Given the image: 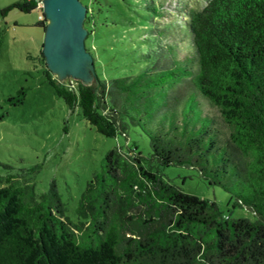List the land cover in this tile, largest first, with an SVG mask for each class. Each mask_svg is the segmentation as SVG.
I'll list each match as a JSON object with an SVG mask.
<instances>
[{"label": "trees", "instance_id": "obj_1", "mask_svg": "<svg viewBox=\"0 0 264 264\" xmlns=\"http://www.w3.org/2000/svg\"><path fill=\"white\" fill-rule=\"evenodd\" d=\"M203 1L179 24L154 29L167 42L134 74L95 73L84 85L58 81L44 63L70 111L78 108L106 137L138 127L150 154L108 150L80 195L76 221L54 180L37 193L31 178L0 174V264H264V0ZM38 2L17 0L1 13H28ZM147 9L165 16L160 3ZM91 21L87 9L83 26ZM36 25L44 29L43 13ZM24 97L21 88L11 99ZM170 164L196 169L253 218H232L182 191L160 172Z\"/></svg>", "mask_w": 264, "mask_h": 264}, {"label": "rangeland", "instance_id": "obj_2", "mask_svg": "<svg viewBox=\"0 0 264 264\" xmlns=\"http://www.w3.org/2000/svg\"><path fill=\"white\" fill-rule=\"evenodd\" d=\"M17 0H0V174H20L31 178L35 192L46 191L54 180L65 214L76 221L75 209L86 183L98 174L105 153L120 147H135L142 157L150 154L148 137L128 124L124 133L106 137L80 115L70 111L47 83L40 55L44 30L36 25L42 12L1 10ZM91 10L92 21L84 28L92 32L85 39L99 79L134 74L154 57V29L179 24L190 7L203 0H79ZM151 2L160 3L165 16H152ZM185 47L184 43H180ZM66 78L64 80H67ZM63 80V81H64ZM25 90L21 103L13 98ZM186 84L180 91H187ZM160 172L182 191L214 201L232 218L252 219L244 207H232L230 194L210 185L194 168L184 165L160 167Z\"/></svg>", "mask_w": 264, "mask_h": 264}, {"label": "water", "instance_id": "obj_3", "mask_svg": "<svg viewBox=\"0 0 264 264\" xmlns=\"http://www.w3.org/2000/svg\"><path fill=\"white\" fill-rule=\"evenodd\" d=\"M46 19L41 47L45 67L58 81L88 85L95 79L93 59L84 46L87 9L79 0H41Z\"/></svg>", "mask_w": 264, "mask_h": 264}, {"label": "built area", "instance_id": "obj_4", "mask_svg": "<svg viewBox=\"0 0 264 264\" xmlns=\"http://www.w3.org/2000/svg\"><path fill=\"white\" fill-rule=\"evenodd\" d=\"M37 7L39 8V9H41L42 10V3H41V0H39V2H38V4H37ZM68 80V79H67ZM70 80V83H72V80L73 79H69Z\"/></svg>", "mask_w": 264, "mask_h": 264}]
</instances>
